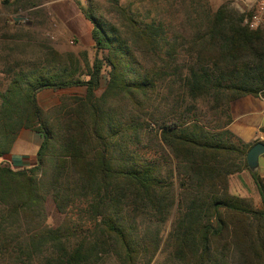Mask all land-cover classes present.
I'll return each mask as SVG.
<instances>
[{"label":"trees","instance_id":"trees-1","mask_svg":"<svg viewBox=\"0 0 264 264\" xmlns=\"http://www.w3.org/2000/svg\"><path fill=\"white\" fill-rule=\"evenodd\" d=\"M109 1L117 24L78 3L90 64L36 37L29 56L28 30L12 36L22 56L0 54V157L22 129L40 137L32 165L0 162V264H151L162 241L173 264H264V174L246 161L256 141L227 128L231 102L264 99V28L222 4L186 11L170 33ZM71 87L84 94L39 104ZM203 108L226 120L212 126ZM242 170L259 208L229 190Z\"/></svg>","mask_w":264,"mask_h":264},{"label":"rangeland","instance_id":"rangeland-1","mask_svg":"<svg viewBox=\"0 0 264 264\" xmlns=\"http://www.w3.org/2000/svg\"><path fill=\"white\" fill-rule=\"evenodd\" d=\"M42 0H0V54L3 52L5 45L16 47L15 55L22 56L21 49L25 42L24 39L12 38L16 32L20 30H28L31 37V45L27 47L28 55H32V50L36 48L34 37L37 39H47L49 42L57 48L61 53L75 54L83 64H90L93 59V52L85 51L83 48L76 47L75 40L72 37L65 36L62 39L51 38L54 30L52 28L53 23L50 22V16L47 14V10L41 6ZM119 4L126 9H129L131 13L138 19L156 20L161 19V24L168 28L169 32L172 33L177 27L183 24L184 13L190 12L193 8L201 9L208 8L211 11L216 10L220 5L226 4L238 13H247L248 8L242 0H118ZM87 4V2H86ZM94 7L96 13L105 17L107 20H111L113 23H118L117 14L114 11L112 4L109 0H94ZM25 18V21H22ZM76 32L80 35L82 42H92L89 34L91 27L90 22L85 19L80 13L77 21L74 23ZM21 27V28H19ZM9 38V39H8ZM33 39V40H32ZM84 52V54H82ZM87 61V62H86ZM3 68L0 64V70ZM101 89H99L98 93ZM84 87H71L60 90H43L38 93L39 104L44 108H48L55 103H58L60 98L68 95H82L84 94ZM204 121L210 123L212 126L220 125L226 120V117L215 111L206 110L203 108ZM152 128H156L155 126ZM155 129H152V131ZM21 139H16L12 146V151L16 154L29 157L35 154L37 149L38 134L29 130L22 129ZM31 134L30 137L36 138L33 141H27L25 134ZM19 135V134H18ZM18 137V136H17ZM40 138V137H39ZM153 142L152 137L145 135L144 141ZM8 157V156H7ZM0 162H7L3 157H0ZM247 172V170H244ZM260 175L264 174V154H261L258 158V167L255 169ZM241 177V175L233 174L229 177L230 186L229 190L231 193L237 194L246 198L251 206L255 208L261 207V200L257 188L251 177ZM49 222L52 220V212L49 211ZM172 215L163 227V240L170 225ZM169 246L164 245L163 241L158 253L155 255L151 264H173L172 259L169 257ZM101 264H118L113 258H107L101 262ZM139 264H144L140 262Z\"/></svg>","mask_w":264,"mask_h":264},{"label":"crops","instance_id":"crops-1","mask_svg":"<svg viewBox=\"0 0 264 264\" xmlns=\"http://www.w3.org/2000/svg\"><path fill=\"white\" fill-rule=\"evenodd\" d=\"M41 2V6L47 10V14L50 16V22L53 21L51 23H53L52 28L54 30V35H52L53 37L51 38H57L59 40L65 36L72 37L74 38L73 40H75L76 47L83 48L85 51L93 52L94 56L93 40L91 37L92 24L78 8V3L85 5L86 0H42ZM79 13L91 24L89 34L92 42H82L80 35L76 32L74 23L77 21ZM229 113L231 121L227 125V128L244 143H253L257 140L264 142V131L261 129L264 125V99L261 96L248 94L234 100L230 104ZM21 135L22 132L19 133L17 139H21L24 136V134L22 137ZM27 135L32 136L28 133L25 134L27 141L36 140V138L33 139V137L28 139ZM38 139L37 148L40 143L39 136ZM34 155L35 154L26 157L25 155L22 156L16 154L11 150L9 154L3 156V159L11 163L13 166L27 167L34 163ZM236 174L241 175L243 178H247L246 176L251 177L248 170L247 172L242 170Z\"/></svg>","mask_w":264,"mask_h":264},{"label":"built area","instance_id":"built-area-1","mask_svg":"<svg viewBox=\"0 0 264 264\" xmlns=\"http://www.w3.org/2000/svg\"><path fill=\"white\" fill-rule=\"evenodd\" d=\"M248 8L243 17V24L251 29L264 28V0H242ZM22 21H25L23 18ZM53 22V21H51Z\"/></svg>","mask_w":264,"mask_h":264},{"label":"water","instance_id":"water-1","mask_svg":"<svg viewBox=\"0 0 264 264\" xmlns=\"http://www.w3.org/2000/svg\"><path fill=\"white\" fill-rule=\"evenodd\" d=\"M261 154H264V142L256 141L246 152V161L250 171H255L258 167V158Z\"/></svg>","mask_w":264,"mask_h":264}]
</instances>
